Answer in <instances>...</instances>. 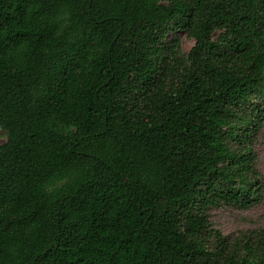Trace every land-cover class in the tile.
<instances>
[{"label": "trees", "instance_id": "16d2710c", "mask_svg": "<svg viewBox=\"0 0 264 264\" xmlns=\"http://www.w3.org/2000/svg\"><path fill=\"white\" fill-rule=\"evenodd\" d=\"M263 124L264 0H0V264H264Z\"/></svg>", "mask_w": 264, "mask_h": 264}, {"label": "rangeland", "instance_id": "374dc122", "mask_svg": "<svg viewBox=\"0 0 264 264\" xmlns=\"http://www.w3.org/2000/svg\"><path fill=\"white\" fill-rule=\"evenodd\" d=\"M182 53H186L194 44V40L184 32L177 31ZM173 36L169 34V38ZM6 133L0 130V143L6 140ZM255 155L254 167L262 179L261 199L246 208L233 206L213 207L210 210L209 221L214 228L231 239L241 237L243 233L264 228V124L259 129L253 142Z\"/></svg>", "mask_w": 264, "mask_h": 264}]
</instances>
